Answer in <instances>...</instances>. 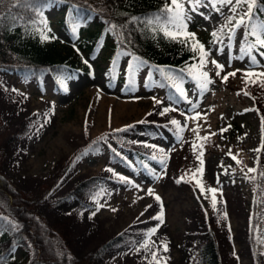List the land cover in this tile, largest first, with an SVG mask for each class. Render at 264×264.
Wrapping results in <instances>:
<instances>
[{
    "label": "rangeland",
    "instance_id": "obj_1",
    "mask_svg": "<svg viewBox=\"0 0 264 264\" xmlns=\"http://www.w3.org/2000/svg\"><path fill=\"white\" fill-rule=\"evenodd\" d=\"M201 3L204 6L196 11L184 4L190 16L187 30L210 52L206 67H200L198 58L189 71L191 81L183 89L191 103L183 98L179 104L166 100L156 85V71L118 53L110 37L98 57L90 59L63 30L67 9L59 1L45 10L53 28L48 46L83 73L58 90L51 76L40 87L17 73L0 71V147L5 146L0 172L17 189L41 199L38 211L49 224L67 221L73 252L82 264H195L194 249L205 242L208 225L223 264H264V86L257 82L264 77L244 75L264 72V60L254 49L248 54L243 28L235 34L230 31L246 4L237 8L230 25L231 5ZM99 29L97 19L91 31ZM221 31L224 38L212 42V33ZM252 57L260 66H254ZM212 59L224 65L220 76L215 75ZM129 64L139 70L128 73ZM113 69L115 83L109 77ZM201 71L209 72L214 81L204 91L194 79ZM225 72H235L227 80L234 83L233 89L219 82ZM127 107L130 112L121 114ZM165 108L168 111L161 114ZM173 119L179 127L171 123ZM138 123L159 129L163 136L152 138L140 131L128 143L103 138ZM97 140L103 145L99 154L90 149ZM135 152L150 158L153 177L142 171L135 176L127 166L112 161L117 153L139 169ZM96 176L103 177L107 187L85 199L84 205L78 200L55 204ZM210 189H216L215 207ZM119 236L124 243L117 249L93 257ZM14 254L27 264L24 249L17 248Z\"/></svg>",
    "mask_w": 264,
    "mask_h": 264
},
{
    "label": "trees",
    "instance_id": "obj_2",
    "mask_svg": "<svg viewBox=\"0 0 264 264\" xmlns=\"http://www.w3.org/2000/svg\"><path fill=\"white\" fill-rule=\"evenodd\" d=\"M54 1L66 5L67 15L62 28L71 42L90 59L98 57L105 48L106 37H110L118 53L128 54L143 69L156 71V85L163 90L166 100L180 103L182 97L173 85L184 88L190 83L189 71L199 58V52L194 50L191 39L181 43L164 35L160 17L164 15L165 0H0V71L17 73L24 81H34L40 87L51 76L58 90H62L67 80L83 73L77 64L57 55L48 46V39H53V28L45 10ZM253 12L256 13L253 24L264 20V0H256ZM97 19L100 29L93 32L91 26ZM217 36L218 39L212 37L211 41L222 40L223 31ZM195 40L204 45L196 35ZM245 43L247 46L255 44V38L248 36ZM109 77L111 83L117 81L115 69L110 71ZM140 131L152 138L163 136L159 129L138 123L103 138L128 143L129 138ZM4 148L0 147V160ZM90 149L96 154L101 153V140L95 141ZM135 155L140 163L139 169L133 168L117 153H113L112 161L127 166L135 176L142 171L153 177L150 158L140 152ZM106 187L103 177H92L78 184L55 204L78 200L84 205L85 199H92ZM40 202L41 199L31 192L17 189L0 172V264H22L14 254L17 248L27 252V264H82L73 252L67 221L49 224L38 211ZM122 243L124 238L119 236L102 246L93 257H101ZM254 258L258 263L256 253ZM193 262L223 264L215 233L209 225L205 242L194 249Z\"/></svg>",
    "mask_w": 264,
    "mask_h": 264
},
{
    "label": "snow or ice",
    "instance_id": "obj_3",
    "mask_svg": "<svg viewBox=\"0 0 264 264\" xmlns=\"http://www.w3.org/2000/svg\"><path fill=\"white\" fill-rule=\"evenodd\" d=\"M188 3L191 5V11H196L199 7L204 6L201 3V0H165V5L163 6V12L164 15L160 17V23L163 25L162 31L164 32L165 36L170 37L173 40H178L181 43H186L189 39L193 41V48L194 50H198L199 52V60H200V67H206L208 63V57L210 56V52L205 48V46L200 43L199 41L195 40V34L189 33L187 31V20L190 19V16L187 15V11L184 7V4ZM208 5H211L212 7H216L217 4H219L221 7L226 5H231L229 11L233 13V17L228 20V24H232V20L235 19V13L238 7L241 5H247V10L239 17L238 20H236V23L232 25L230 28V31L235 34V30L243 28L244 31V37L247 38L248 36H252L255 38V44H252L249 46V49L247 50L248 54L251 55L252 49L257 50V54L260 57V60H264V20L259 21L257 24H253L252 21L256 19V13L253 12V8L256 6V0H207ZM219 11V9H217ZM178 22V23H177ZM171 29V30H170ZM213 37H216L218 39L217 33H212ZM44 39H47V37H43ZM232 37L229 36V39ZM260 60H257L256 57H252V61L254 66H260ZM212 65L217 70L215 75L220 76L222 72H224V65L218 62L215 59L211 60ZM139 67L135 66L133 64L128 65V73H132L134 71H138ZM246 77H264V72L256 73L254 71H247L244 73ZM229 76H235V72L227 73L225 72L224 75L221 77L222 82H227ZM195 82L198 86V88L201 91L206 90L207 85L212 84L214 81L210 77L209 72L207 71H201L197 77H194ZM261 84V86H264V80L257 81ZM179 94L180 97H182L184 100L188 101L187 92L185 89L180 87V85L175 84L173 85ZM191 103V101H188ZM156 103H161V101L156 100ZM194 110V109H193ZM168 109L165 108L161 114H164V112H167ZM173 125H176L179 127L178 121L173 119L171 121ZM223 131H226L223 130ZM203 153H200V156H202ZM163 163V161L161 162ZM201 164H203V160H201ZM198 171L201 173L203 172V169L200 168ZM250 171H254L253 169H250ZM261 175H264V173H261ZM121 180H127L125 177H120ZM177 182H180L179 180ZM196 183L201 186V192L203 193L204 189L201 185V181L197 180ZM210 191L213 193V207H215V192L216 189H210ZM149 194H151V190H149ZM158 201L160 200L159 196L155 197ZM148 207H151L150 205ZM165 251H167V247L164 248ZM155 254H153V259L155 260Z\"/></svg>",
    "mask_w": 264,
    "mask_h": 264
},
{
    "label": "bare ground",
    "instance_id": "obj_4",
    "mask_svg": "<svg viewBox=\"0 0 264 264\" xmlns=\"http://www.w3.org/2000/svg\"><path fill=\"white\" fill-rule=\"evenodd\" d=\"M228 80H229V79H228ZM219 82H220L221 85H223V86H225V87H228V88H231V89H233V88L235 87V86H234V83H233L232 81H227V82L225 83V82H222V81H221V78H220V81H219ZM220 84H219V85H220ZM236 88H237V87H236ZM211 100H212V99H211ZM216 100H217V99L215 98V99H213L212 101L215 103ZM213 102H212V103H213ZM191 105H192V104H191ZM129 107H131V108L134 109V106H129ZM107 109H108V108H107ZM107 109H106V111H107ZM133 109H131V110H133ZM120 111H121V112H120L121 114L124 113V112H130V108L127 107V108H125L124 110H120ZM106 113H107V112H106ZM174 114H175V113H174ZM176 114H177L178 116H180L181 119H182V121L184 120L185 123H186V122H187V123L189 122V118L186 116V114H184V113L182 114V112H181V113L178 112V113H176ZM124 116H125V115H124ZM178 116H177V117H178ZM174 117H175V116H174ZM177 119H178V118H177ZM179 119H180V118H179ZM99 124H100V123H99ZM99 124H98V125H99ZM100 126H101V125H100ZM207 139H208V138H207ZM115 208H116V207H115ZM119 209H120V208H119ZM121 210H122V209H121ZM117 212H118V211H117ZM117 217H118V216H117Z\"/></svg>",
    "mask_w": 264,
    "mask_h": 264
}]
</instances>
